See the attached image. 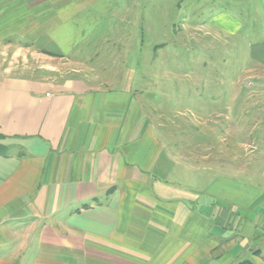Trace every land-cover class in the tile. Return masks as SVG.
<instances>
[{
    "label": "crops",
    "instance_id": "obj_1",
    "mask_svg": "<svg viewBox=\"0 0 264 264\" xmlns=\"http://www.w3.org/2000/svg\"><path fill=\"white\" fill-rule=\"evenodd\" d=\"M102 1L0 0V43L63 56ZM128 71L0 77V264H264V170L202 183Z\"/></svg>",
    "mask_w": 264,
    "mask_h": 264
},
{
    "label": "rangeland",
    "instance_id": "obj_2",
    "mask_svg": "<svg viewBox=\"0 0 264 264\" xmlns=\"http://www.w3.org/2000/svg\"><path fill=\"white\" fill-rule=\"evenodd\" d=\"M100 10L63 56L0 43V77L59 81L132 69L134 87L165 120L181 164L202 147L188 139L211 140L202 183L264 170V0H103ZM226 12L234 32L224 28ZM188 178L171 179L193 183Z\"/></svg>",
    "mask_w": 264,
    "mask_h": 264
},
{
    "label": "trees",
    "instance_id": "obj_3",
    "mask_svg": "<svg viewBox=\"0 0 264 264\" xmlns=\"http://www.w3.org/2000/svg\"><path fill=\"white\" fill-rule=\"evenodd\" d=\"M0 153H6V148L3 146H0Z\"/></svg>",
    "mask_w": 264,
    "mask_h": 264
}]
</instances>
